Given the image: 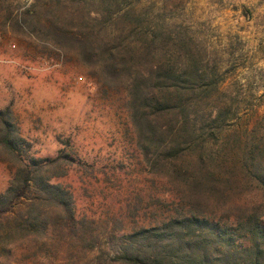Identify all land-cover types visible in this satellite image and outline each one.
Returning a JSON list of instances; mask_svg holds the SVG:
<instances>
[{"label":"trees","instance_id":"trees-1","mask_svg":"<svg viewBox=\"0 0 264 264\" xmlns=\"http://www.w3.org/2000/svg\"><path fill=\"white\" fill-rule=\"evenodd\" d=\"M10 2L0 0L3 25L76 56L122 102L138 168L135 178L95 168L69 139L53 158L37 156L12 108L0 110L12 175L0 193V264L23 247L33 264H51L58 247L71 264H264V130L235 149L222 138L238 113L226 102L234 93L218 92L224 79L189 42L149 36L117 0L93 10L88 0H33L14 15ZM102 177L129 191L114 213L89 217L78 189L87 195Z\"/></svg>","mask_w":264,"mask_h":264},{"label":"rangeland","instance_id":"rangeland-1","mask_svg":"<svg viewBox=\"0 0 264 264\" xmlns=\"http://www.w3.org/2000/svg\"><path fill=\"white\" fill-rule=\"evenodd\" d=\"M98 1L88 0V6L93 10ZM32 2L11 0L13 15ZM117 2L121 10L136 12L149 36L171 33L188 41L207 71L224 79L218 92L234 93L226 102L234 103L238 113L225 127L222 138L234 139V149L238 141L264 130V0ZM110 9L114 10V5ZM8 106L22 137L32 143L37 156L53 158L63 148L59 139H69L75 151L95 168L124 178L129 175L123 173L128 172L131 178L137 177L128 115L117 96L104 95L96 78L76 56L65 55L31 36L13 33L3 25L0 15V110ZM11 176L0 159V193ZM120 181L126 183L125 179ZM118 184L105 182L102 177L92 187H85L87 195L78 189L80 211L89 217H104L110 210L114 213L129 191ZM30 254L25 247L18 249L13 264H33ZM68 254L64 248H56L50 254L51 264H71Z\"/></svg>","mask_w":264,"mask_h":264}]
</instances>
